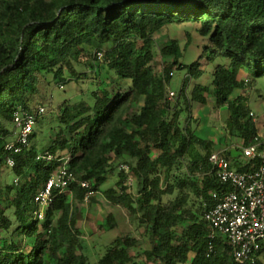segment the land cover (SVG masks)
<instances>
[{"label": "trees", "instance_id": "16d2710c", "mask_svg": "<svg viewBox=\"0 0 264 264\" xmlns=\"http://www.w3.org/2000/svg\"><path fill=\"white\" fill-rule=\"evenodd\" d=\"M171 24L199 26L208 41L202 58L183 62L190 42L185 49L176 39L157 46L155 35ZM219 59L212 81L202 84L207 73L202 61ZM98 61L107 66L112 83L94 88L89 100L62 102L47 147L33 145L39 137L35 132L22 152L6 148L16 136L18 110L45 104L54 86L79 83L80 65L100 73ZM178 70L186 76L171 101L170 84ZM251 72L264 77V0H0V264L231 261L223 237L217 241L218 254L208 256L210 226L204 217L215 202L213 192L227 190L212 172L209 156L227 146L201 136L193 109L194 104L207 106L206 93H211L217 107L228 109L225 135L248 145L260 130L247 98L236 93ZM227 150L232 160L241 154L239 146ZM47 155L53 159L42 157ZM63 158L77 178L67 191L71 203L67 192L54 189L45 219H35V197ZM123 163L129 172L120 169L116 186L101 190ZM4 169L18 181L4 182ZM130 175L136 194L128 187ZM83 181L90 187H83ZM91 190L137 219L151 248H142L131 230L92 262L83 230ZM193 197L197 207L191 204ZM116 227L109 212L103 228Z\"/></svg>", "mask_w": 264, "mask_h": 264}, {"label": "rangeland", "instance_id": "374dc122", "mask_svg": "<svg viewBox=\"0 0 264 264\" xmlns=\"http://www.w3.org/2000/svg\"><path fill=\"white\" fill-rule=\"evenodd\" d=\"M198 25L196 24H171L164 27L161 32L155 35L157 46L169 39H176L179 41L181 47L185 49L187 43L190 42L189 47L185 51V57L183 62L190 65L194 61L202 58L204 46L208 43L207 39L202 37L198 31ZM156 54H159L158 48L154 49ZM206 59V58H205ZM221 59L216 62H208L203 60L205 67L207 69L206 75L200 80L202 84H209L212 81V71L220 62ZM102 66L100 67V73L89 65L78 66L79 73L82 74V79L79 83L71 82L63 86H54L52 89V95L49 96L45 104H41L45 107L46 111L44 115L40 118L39 122L35 127V132L39 137L34 141L33 145L38 148H45L49 144L51 135L54 133L55 128H57V118L59 115L58 107L62 102L70 100V102L79 101L83 96L89 100L91 97V92L94 88H99V86L109 85L112 83L113 79L111 74L107 70V66L102 62L98 61ZM186 72L184 70H178L170 84V89L176 92H180ZM246 80V85L243 89L237 90L236 95H243L248 100V105L252 108L254 112V117L256 119L258 128L260 132L264 131V77H256L254 74L248 73L244 75ZM130 85V81L125 82V87ZM191 88V87H190ZM190 89V93H191ZM207 98H209V104L207 106H200L199 104H194V115L200 118L199 123V133L202 137H206L209 140L217 142L219 145L224 146V150H216L224 152L228 155L232 146H240L242 143L238 142L231 136L225 135L223 132L226 120L229 116L227 107H217L213 101L211 93H206ZM176 100V98H175ZM173 100V101H175ZM172 101V100H171ZM40 105V104H39ZM220 142V143H219ZM230 144V145H229ZM229 147V148H228ZM227 148V149H226ZM122 165H127L126 163L119 164L117 171L112 173L109 179L101 186V190H105L111 187H115L117 181H119V171L124 170L126 174L128 173ZM185 170L179 171L178 175H181ZM9 169H4L2 172L3 180L14 181L16 177H11L8 175ZM128 187L130 192L136 194L137 184L135 177L133 175L128 176ZM172 177L169 181L173 182ZM18 181V179L16 180ZM166 183V182H165ZM68 193V192H67ZM178 194L166 195L164 196L165 201L175 198ZM69 200L71 203L70 193H68ZM192 205L197 207L198 199L193 197ZM37 208L36 203L34 204V209ZM113 213L117 227L106 231L103 228L105 218L108 213ZM83 227L86 235L87 241L90 243L89 256L92 262L99 260V257L103 255L110 245V243L116 239L121 233L134 231L135 235L140 239L142 248H151V240L148 235L144 236V227L140 226L137 219L132 218L127 214V212L120 205H111L104 198L102 192H98L95 197L88 201V205L85 209V217L83 222ZM98 264V263H97Z\"/></svg>", "mask_w": 264, "mask_h": 264}, {"label": "built area", "instance_id": "2783aa9c", "mask_svg": "<svg viewBox=\"0 0 264 264\" xmlns=\"http://www.w3.org/2000/svg\"><path fill=\"white\" fill-rule=\"evenodd\" d=\"M97 56L102 59L103 53L98 52ZM168 98L175 100L176 91L170 89ZM45 111L43 105L33 110H18L14 116L16 136L6 148L20 153L30 147L31 136ZM239 147L241 154L236 160L220 151H214L209 156L212 172L227 190L213 192L215 202L204 215L210 226L208 256L218 254L217 241L220 237L225 238L230 244L232 259L223 264H255L258 259H264V131L248 145ZM42 157L53 159L50 155ZM63 161L64 164L50 175L35 197V219H45V210L55 199L54 189L65 193L77 180L75 174L68 170V159L63 158ZM7 162L10 166L15 164L11 157ZM121 167L129 172L128 165ZM82 186L89 188L90 182L83 181ZM94 195V191H89L86 201Z\"/></svg>", "mask_w": 264, "mask_h": 264}]
</instances>
